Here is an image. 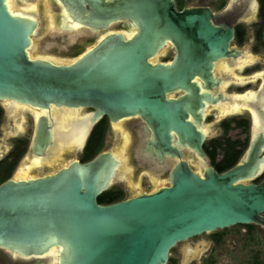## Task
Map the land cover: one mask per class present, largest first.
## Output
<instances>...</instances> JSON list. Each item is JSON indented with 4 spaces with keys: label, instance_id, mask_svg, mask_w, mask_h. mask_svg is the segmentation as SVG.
<instances>
[{
    "label": "water",
    "instance_id": "water-1",
    "mask_svg": "<svg viewBox=\"0 0 264 264\" xmlns=\"http://www.w3.org/2000/svg\"><path fill=\"white\" fill-rule=\"evenodd\" d=\"M49 1L54 24L30 56L37 21L12 13L0 0L4 116L10 117L6 104L46 112L90 109L80 150L104 117L124 127L138 121L145 134L141 154L156 166L168 163L167 185L98 204L117 176L111 151L49 174L9 178L0 184V250L31 264H168L170 251L194 237L236 225L263 227L264 179L253 181L264 171V106L251 100L264 95V74L258 90L238 96L260 123L252 135L251 117L241 160L218 173L203 150L206 105L230 97L212 93L219 87L213 68L237 55L229 49L234 29L215 24L207 8L179 11L175 0ZM52 124L50 116L34 120L22 166L53 154ZM189 153L203 163L198 171ZM52 248L55 263L45 257Z\"/></svg>",
    "mask_w": 264,
    "mask_h": 264
},
{
    "label": "rangeland",
    "instance_id": "rangeland-1",
    "mask_svg": "<svg viewBox=\"0 0 264 264\" xmlns=\"http://www.w3.org/2000/svg\"><path fill=\"white\" fill-rule=\"evenodd\" d=\"M230 1L228 3H230ZM199 3L200 0H181V4H182L181 6L183 8L196 6ZM13 10H19V9L13 7ZM32 12H35V15H37L41 29L39 36H37L34 39V50L31 55H33L34 52L37 53L36 50L37 41L45 40V37H47L45 35L47 34L48 29L50 28L49 21H50V17L52 16L51 14H53L52 10L50 9V6L47 5V2L45 0H39L36 4V8L32 9ZM65 22L66 21L62 19L61 23H63V25L65 24ZM251 23L253 24L250 25V27L252 28L248 32L250 34L249 41L245 42V44L241 46V48L245 50V54L247 58L250 59L251 57L247 54V52L250 53L251 48L253 46L255 47L253 50V54H255L254 55L255 58H259V63H257L254 66V68H252V70L257 72L258 74H264V48L261 46V43H257L256 41V33L259 31L260 28L259 17L255 18V20ZM261 42L262 43L264 42V34H262ZM48 44L54 45V43H48ZM73 50L74 49L67 51L65 52V54L73 53L74 52ZM218 69H216L215 72L216 71L219 72ZM261 85H262V78L260 81L257 82L254 81L252 85L247 86L246 91L243 93L245 94L248 91L254 92L258 90V88ZM220 91L225 93L223 90ZM226 92L228 94H231L230 97H238V96H233L235 93H238V91L235 88L227 89ZM8 106L11 109L10 117L6 118L4 116V118L2 117V120L0 122V161L4 160L8 156V152L10 151V148L13 147V144L17 140H23L25 141L26 144L24 154L15 164L14 168L10 172L9 178L36 177L44 174H49L58 170L60 167L65 166L68 162L72 160H80L83 150L74 149L73 143L76 140L71 139L65 141L66 139H62L60 136L58 137L57 132H61L59 130H61L60 128L62 126H60L59 122L57 121L54 124V135H56L57 137H54V146L52 147L53 155L50 156V159H48L47 161L43 160L44 162H42L41 164L39 163L40 159H36L38 161H35L34 163H39L38 166L32 164L33 163L32 160L25 163L24 166H22L24 156L28 150L27 143L29 144L32 138L33 129H34V120L27 113V110L24 109L23 107H19L16 105H8ZM19 109L22 112L20 117L17 118L16 116L17 113L15 112L18 111ZM81 111L82 112L77 114L76 116L78 118L77 120L81 119V117L84 114H89L91 112L90 109H85ZM215 115L216 116L213 117L210 115L207 121H204L203 129L207 135L204 145L213 140L223 141L224 139L243 142L246 138H248V136H250V129H249L250 127H248L246 134L242 133L240 130H231L228 133L222 132L223 130H221V127L223 121L230 120V117H225L224 119L222 118L220 119V117L217 115V112L215 113ZM239 116L240 118H245L244 116L241 115ZM33 117L35 118V114H33ZM67 117L69 120H67ZM73 118L71 116H65L63 120L65 122L67 121L66 124H68L70 121L71 122L73 121ZM62 123L63 121L61 122V124ZM120 124L117 123L111 125L109 126V128L106 129L103 146L100 150V152L111 151L115 153L117 157L122 160V165L119 168V175L115 179L114 184L112 185L111 188L122 190L123 199H126L141 192H151L152 190L160 186L159 185L160 182L162 183L161 185H167V175L170 167H168L167 170L166 166L160 168V166H156L154 164L148 165V163L141 160L138 157L137 152L139 150L140 143L143 140L141 136L142 132L138 128H135L134 131L133 124H128L126 125V127L122 126V128ZM116 127H119V130H116L115 129ZM65 129L68 130V128ZM246 148H247V144L243 148L239 161L243 157ZM131 151H133V157L131 156ZM220 158H221V152L218 151L217 159L219 160ZM193 162L194 163L191 166L195 171H198L201 163L198 161L196 157L194 158ZM19 169H22L20 173H18ZM225 230L224 231L227 232L226 233L227 237H231V238L229 239V242L222 245L220 250L218 248L219 251L215 253L214 264H223L222 259H225V261H227V263L229 264H247V261L250 263V260L252 262L254 260L255 262L256 261L255 259L258 258V256L261 257L260 262L262 264L264 263V231L258 229L260 231V236H259L260 238L258 237L256 241L259 244H256L255 243L256 241L254 242L255 243L254 244L251 243V241H249L247 238H244L242 236L243 235L242 230L245 229H242L240 226H234ZM258 230L255 229L254 232L257 233ZM209 237L210 234H202L198 238H193V240L191 241L197 243L195 247L198 248L200 245L199 239H201L202 241H207ZM181 244H178L170 251L169 259L175 260L177 264H192L191 262H189V260L193 259V257L190 258L191 257L190 255L189 256L184 255L183 252L184 244L182 245ZM256 249L258 250V252ZM192 250L193 249H191V252ZM197 264L199 263L197 262Z\"/></svg>",
    "mask_w": 264,
    "mask_h": 264
},
{
    "label": "flooded vegetation",
    "instance_id": "flooded-vegetation-1",
    "mask_svg": "<svg viewBox=\"0 0 264 264\" xmlns=\"http://www.w3.org/2000/svg\"><path fill=\"white\" fill-rule=\"evenodd\" d=\"M229 1L230 0H200V3L197 4L195 7L209 9L211 12H213V14L216 18L215 24H223L224 26H228V27L234 29V39L230 42L229 49L235 51L237 53V55L235 57H229L226 59L219 60L218 62L215 63V65H214L215 67L213 68V77H214L215 82L219 84V87H218L219 89L216 88L215 92H212V93L214 95H216V94H218L219 90H223L225 92L224 94L228 95V93L226 92L227 89L235 88L238 91V93H235L233 96H241L244 94L243 92L246 91L247 86L252 85V83L254 81H256V82L260 81L262 78L261 74H258L257 72L252 70V68H254V66L257 63H259V58H255V56H254L255 54H253V50L255 47L253 46L251 48L250 53L247 52V54L251 57L250 59L247 58V56L245 54V50L241 48V46H243L245 44V42L249 41L250 34L248 32L252 28V27H250V25L253 24L251 22H253L255 20V18L259 17L260 1L259 0H231L230 3H228ZM8 3H9L12 10H13V7H16L17 9H19V10H13L14 12L20 13V14L26 15V16H32L33 18H35L39 21V19L37 18V15H35V12H32V9L36 8L37 3L34 6H32V5H30V6L19 5L18 6V4H16L15 0H9ZM47 5H49L50 9L52 10V4L48 2ZM175 6H176V9L179 11H181L183 9V7L180 8L177 5L176 0H175ZM240 31H243V33H244L242 42H240ZM39 34H40V28L37 29V32L35 33V36L33 38V43H32V48L30 49V54H32V52L34 50V39L37 36H39ZM216 69H218L219 72L218 71L215 72ZM251 79H253V80H251ZM262 82H263V79H262ZM239 99H240L239 97L238 98L232 97L231 100H229L227 102L219 103L217 106L208 107L204 113V118H205L204 121H207V119L210 115L212 117L216 116L215 113L217 112V115L220 117V119L221 118L224 119L225 117H230V119H233V118L244 119L248 122V127H250L251 126V117H252L253 118L252 119L253 120V128L257 129L260 126V123L258 121L257 116L253 112L251 114L250 113L251 110H249V108H247V107H244L241 104L242 102L238 101ZM251 101L254 102L257 106L262 107V106H264V95H262L261 98L251 100ZM11 105H13V104H11ZM0 107H1V105H0ZM23 108L27 110V113L34 120L37 118L38 112H35V111H33L29 108H26V107H23ZM2 111H3V109H2ZM81 112L82 111H79V110H65V111L63 110V111L58 112L55 109L53 111H50V113L48 115L52 118L53 133H54V124L58 121L60 126H62L60 128L61 130H59V131H61L63 133L62 134L61 132H57L58 137L60 136L62 139H66L65 141L71 140V139L76 140L73 143L74 149H81L82 148V146L85 142L86 136L88 134V130H89L88 127H89V121H90V113L84 114L81 117V119L77 120L78 118L76 116H77V114H79ZM33 114H35V118L33 117ZM4 115H5V112L3 111V114H2L3 118H4ZM53 115H54V117H53ZM239 115L244 116L247 119L240 118ZM65 116H71L72 118L74 117L73 121L72 122L70 121L68 124H66L67 121L65 122L63 120L65 118ZM67 120H69L68 117H67ZM62 121H63V123L61 124ZM107 121H108V119H107ZM73 126H75V127H73ZM109 126H111V125L109 124V121H108L107 128H109ZM133 126H134V131H135V128L140 127L138 121H135V123H133ZM65 128H68V130H66ZM121 128H122V126H121ZM203 128H204V125H203ZM115 129L119 130V127H116ZM221 130H222V127H221ZM236 130H240V129H236ZM222 132H224V131H222ZM205 135H206V133H205ZM54 137H57V136L54 135ZM249 139H250V136H248V138H247L248 143H249ZM29 145H30V143L29 144L27 143L28 148H29ZM247 146H248V144H247ZM203 147H204V144H203ZM12 149H13V147L10 148L8 155L12 151ZM203 150H204V148H203ZM207 157H208V155H207ZM36 159H40V158H34L33 161L34 162L38 161ZM118 159L121 162V164H120V166H121L122 160L120 158H118ZM208 159H209V157H208ZM34 162L32 164H34L35 166H38L39 163L41 164L44 161H43V159H40L39 163H34ZM146 163H148V165L152 164L150 162H146ZM163 166H166L167 170H168V167H169L168 165H162V166H160V168ZM262 170H264V166L262 167ZM263 173H264V171H263ZM255 180L253 182L257 183V182H255ZM236 226H240L242 229H245V230H242L243 231L242 236L244 238H247L249 241H251V243H254L258 239V237L260 236L259 230L264 231V226L261 227V226H255V225H247V226H250L249 228L245 227L243 225H236ZM255 229H257V230L259 229L257 231V233L254 232ZM224 230L208 233V234H210V237L208 238L207 241H202L201 239H199L200 245L198 248L195 247L197 245V243H194V241H191V240H193V238L186 241V242H183L182 244H184V246H183L184 247V250H183L184 255L185 256L190 255L191 256L190 258L193 257V259H190L189 262H191L192 264H197V262L199 264H214L215 263V253L221 249L222 245L229 242V239L231 238V237H227V234H226L227 232H225L226 230L225 231ZM220 232H222V233H220ZM198 237H194V238H198ZM232 243H233V241H232ZM255 243L259 244V243H257V241ZM254 244H252V245H254ZM218 248H219V250H218ZM191 249H193L192 252H191ZM254 249H255V247H254ZM257 252H258V250H257ZM50 258L53 262L55 261L53 256H50ZM47 259H49V258L46 257V260ZM255 260H256L255 262H254V260H253V262L250 260V263L247 261V264H262L260 262L261 257L258 256V258H256ZM168 262H169L168 264H177L176 261L172 260V259H169ZM222 263L223 264H229V263H227V261H225V259H222ZM0 264H31V261L29 259H25L23 257H20L16 254L11 253V252H8L5 250H0Z\"/></svg>",
    "mask_w": 264,
    "mask_h": 264
},
{
    "label": "trees",
    "instance_id": "trees-1",
    "mask_svg": "<svg viewBox=\"0 0 264 264\" xmlns=\"http://www.w3.org/2000/svg\"><path fill=\"white\" fill-rule=\"evenodd\" d=\"M260 1V28L256 33L257 43H261V46L264 48V42H261L262 34H264V0ZM177 5L181 8V0H176ZM243 31H240V42L243 40ZM2 108L0 107V122L2 120ZM108 126L107 118L104 117L101 119L92 129L88 140L83 148L80 162L84 163L92 158H94L101 150L104 141V135ZM240 129L242 133L246 134L248 130V122L244 119H230L222 123V130L225 133H228L231 130ZM248 144L247 138L243 141H232L230 139L213 140L204 145V151L208 155L211 166L218 172L222 173L235 164L238 163L239 158L242 154L243 148ZM26 148L25 141L17 140L12 151L9 155L2 161H0V184L9 179L10 172L14 168L17 161L24 154ZM218 151L221 152V158L218 160ZM264 179V173L255 180L259 182ZM123 199V192L119 189L110 188L109 190L103 192L98 196L97 201L100 205H109ZM250 227V226H245ZM222 233V232H220Z\"/></svg>",
    "mask_w": 264,
    "mask_h": 264
},
{
    "label": "bare ground",
    "instance_id": "bare-ground-1",
    "mask_svg": "<svg viewBox=\"0 0 264 264\" xmlns=\"http://www.w3.org/2000/svg\"><path fill=\"white\" fill-rule=\"evenodd\" d=\"M8 1L9 0H6V3H7V6H8V9L12 12V13H14V14H17V15H20V16H23V17H27V18H30V19H33V20H35V21H37V23H38V26H37V29H41V26H40V22L37 20V19H35V18H33L32 16H26V15H22V14H20V13H16V12H14L12 9H11V7H10V5H9V3H8ZM16 1V4H20V5H25V4H21V3H19V0H15ZM39 0H37V2H38ZM47 3L49 2V3H51V1H49V0H45ZM36 2V3H37ZM23 3H25V2H23ZM35 3V4H36ZM27 5L26 6H30V5H28V3H26ZM19 6V5H18ZM63 12H64V14H65V11L63 10ZM54 21H55V17L52 15L51 17H50V21H49V23H50V26H52L53 24H54ZM73 26H75V27H77V25L74 23L73 24ZM37 29L35 30V32H34V34H33V38H34V36H35V33L37 32ZM132 29V28H131ZM133 33V32H132ZM125 34V33H124ZM131 34H128V36H130ZM127 36V37H128ZM32 43H33V41H32ZM32 48V44H31V46H30V48H29V50H28V52H29V55L30 56H33V55H31L30 54V49ZM215 67V66H214ZM198 81V80H197ZM199 82V81H198ZM199 84H201L200 82H199ZM231 98L232 97H229V98H227L224 102H227V101H229V100H231ZM252 102V101H251ZM220 103H222V102H220ZM253 104H254V107H257V105L254 103V102H252ZM6 105H11V104H6ZM13 105H16V104H13ZM16 106H19V107H26V106H20V105H16ZM217 106V105H216ZM208 107H210V106H208V105H206V107H205V109H204V111H203V116H204V113H205V111H206V109L208 108ZM26 108H29V107H26ZM29 109H31V108H29ZM20 110V109H19ZM31 110H33V111H35V112H38V114H37V117H39L40 115H45V116H48L49 115V113H50V111H53V110H55L54 108H51L50 109V111L49 112H46V111H37V110H34V109H31ZM68 110H75V109H68ZM59 111H63V110H59ZM79 111H81V110H79ZM252 112L255 114V111H251L250 113L252 114ZM91 115V114H90ZM256 115V114H255ZM258 130V128L256 129V128H253L252 127V135L253 134H255L256 133V131ZM141 131V130H140ZM202 131L204 132V129L202 128ZM142 132V131H141ZM205 133V132H204ZM53 136H54V133H53ZM87 137V136H86ZM144 137H145V134H143V132H142V138H143V140H144ZM54 139V138H53ZM143 140H142V142L140 143V147H139V150H138V152H137V154H138V157L141 159V160H143L144 162H150V163H152L151 161H149L147 158H145L144 156H142V154H141V145H142V143H143ZM57 153V152H56ZM113 153V152H112ZM53 155V154H52ZM113 156H114V158L118 161V168H117V170H116V178L118 177V175H119V168H120V164H121V162H120V160L118 159V157H117V155L115 154V153H113ZM196 156H194V154H190L189 153V158H191V160L193 161L194 160V158H195ZM46 159H43V160H45V161H47L48 159H50V156H47V157H45ZM198 161L201 163V165L203 164L199 159H198ZM34 162V161H33ZM69 163V162H68ZM168 163H165L164 165H167ZM264 166V163L262 164V166H261V168H260V171L262 170V167ZM27 177H25V178H22V179H26ZM32 178V177H31ZM21 179V178H20ZM56 252H57V249H55V248H52L49 252H48V254H46L45 256L46 257H48L49 258V260L51 261V263H55L56 261H57V258H56ZM50 256H53L54 257V262L51 260V258H50Z\"/></svg>",
    "mask_w": 264,
    "mask_h": 264
}]
</instances>
